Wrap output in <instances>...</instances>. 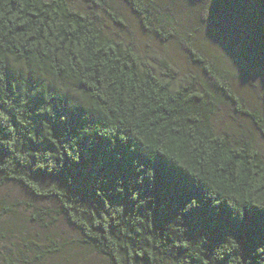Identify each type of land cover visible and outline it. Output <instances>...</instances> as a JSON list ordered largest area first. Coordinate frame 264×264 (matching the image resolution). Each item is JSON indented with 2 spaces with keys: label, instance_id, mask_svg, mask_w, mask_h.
Wrapping results in <instances>:
<instances>
[{
  "label": "trees",
  "instance_id": "1",
  "mask_svg": "<svg viewBox=\"0 0 264 264\" xmlns=\"http://www.w3.org/2000/svg\"><path fill=\"white\" fill-rule=\"evenodd\" d=\"M87 1L84 12L68 0H0V179L55 201L31 218L59 215L110 264H264V155L215 127L206 83L220 82L263 136L264 124L196 46L209 13L187 0L196 26L182 34L169 12L179 0H124L146 30L184 46L201 89L106 34ZM21 240L0 264H41L54 250Z\"/></svg>",
  "mask_w": 264,
  "mask_h": 264
},
{
  "label": "rangeland",
  "instance_id": "2",
  "mask_svg": "<svg viewBox=\"0 0 264 264\" xmlns=\"http://www.w3.org/2000/svg\"><path fill=\"white\" fill-rule=\"evenodd\" d=\"M68 1L84 12L90 9L87 0ZM96 1L97 22L106 34L133 42L138 52L156 67L162 59L168 60L177 70L180 81L195 76L205 81L202 68L190 60L184 46L173 38L167 40L146 30L124 0ZM195 4L201 15L209 13L205 26L198 32L196 46L217 64L218 77L230 84L239 108L256 110L264 124V0H195ZM177 7L169 12L178 19L183 34L196 26L197 13L187 0H179ZM198 77L196 84L203 89ZM219 84L209 82L205 86L217 110L213 117L215 127L235 136L249 137L264 155V136L255 119L230 103L218 90ZM36 206H55V201L37 199L20 184L0 179V230L4 229L5 237H9L0 238L2 252L8 251L13 244L23 247L21 238L30 233L36 237L38 247L49 245L54 249L49 254L52 256L48 255L41 264H110L78 242L80 233L59 215H55V219L50 216L41 222L34 221L30 215Z\"/></svg>",
  "mask_w": 264,
  "mask_h": 264
}]
</instances>
